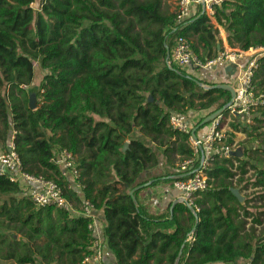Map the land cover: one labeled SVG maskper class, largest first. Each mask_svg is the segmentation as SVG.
<instances>
[{
  "label": "trees",
  "instance_id": "16d2710c",
  "mask_svg": "<svg viewBox=\"0 0 264 264\" xmlns=\"http://www.w3.org/2000/svg\"><path fill=\"white\" fill-rule=\"evenodd\" d=\"M36 1L0 0V149L14 135L25 172L56 181L77 208L88 200L103 210L117 264H264V105L252 123H230L229 143L241 132L253 146L216 157L198 211L177 201L150 213L139 201L156 183L144 174L160 164L158 151L176 171L194 157L189 135L170 126L172 113H228L230 90L207 89L168 62L178 35L202 59L218 53L210 18L197 14L176 28L168 0H39V9ZM215 18L232 47L264 45V0H224ZM254 80L264 93V56ZM62 149L78 164L81 195L55 162ZM244 181L256 197L243 203L230 188ZM24 188L0 174V264H83L90 218L39 206Z\"/></svg>",
  "mask_w": 264,
  "mask_h": 264
},
{
  "label": "built area",
  "instance_id": "2783aa9c",
  "mask_svg": "<svg viewBox=\"0 0 264 264\" xmlns=\"http://www.w3.org/2000/svg\"><path fill=\"white\" fill-rule=\"evenodd\" d=\"M48 0H43L46 2ZM224 0H176L174 11L175 27H182L192 17L206 14L210 20L216 21L215 8ZM34 4V3H33ZM41 4V3H40ZM41 6V5H39ZM217 22V21H216ZM264 56V45L240 49L226 46L212 58L202 59L193 50L190 41L183 35H178L174 48L169 57V64L181 68L191 67L200 70H211L219 63L237 65L238 73L235 78L236 96L227 106L228 113H219L205 130L203 135L193 133V126L184 114L172 113L169 124L173 129L189 135V141L194 151V157L183 161L176 171L173 185L178 193V201L199 210L196 199L209 188L207 169L216 157H230L238 154L234 143H229V125L234 118L244 123H252L257 110L264 105V93H259L254 74L259 66V59ZM203 152V153H202ZM55 162L60 166L62 175L69 181L70 187L81 189L79 183L80 170L74 155L67 149H62ZM0 174L13 182H18L27 188V194L39 206L53 205L72 215L90 218L91 253L85 257L83 264H107L108 246L106 237L97 223L96 208L88 200H84L77 208L64 195L63 188L53 179L29 174L23 170L22 161L15 149L12 135L8 150L0 155Z\"/></svg>",
  "mask_w": 264,
  "mask_h": 264
},
{
  "label": "crops",
  "instance_id": "0c3cea01",
  "mask_svg": "<svg viewBox=\"0 0 264 264\" xmlns=\"http://www.w3.org/2000/svg\"><path fill=\"white\" fill-rule=\"evenodd\" d=\"M175 4H176V1H175ZM172 12H174V10H172ZM197 14H200V12ZM213 23L218 29V39L219 41H222L221 43L217 44L218 52H220L224 50L226 46L229 47L231 45L229 44L228 39H227L226 29L223 28L221 25H219L215 20L213 21ZM205 57L209 58L208 56H205ZM198 72L201 77L195 76L193 74L192 75L200 79L202 81L200 85H203V87L205 88H207V86L209 87L210 85H214V84L216 85L226 84V85H230L235 88V78H236V74L238 73V67L235 64L228 63V62L219 63L211 70L204 71V70L199 69ZM205 81L208 83H206ZM189 112L191 113V116H194V117L197 114H199L200 117L197 118L198 121L200 118L205 117L206 114L208 113V111H195V110H190ZM186 118L188 122L193 126V130H194L195 127H197L196 124L191 123L188 116H186ZM206 129H208V126L198 128L195 134L203 135ZM154 148L156 147L154 146ZM159 159H160V164L144 174V178L148 177V179L150 180L149 184L153 180L156 181V183H154L153 185L150 184L148 187H146L139 193L140 203L143 206H145L150 213L164 212L166 210V207L169 206L171 202L174 203L175 201L176 202L178 201V193L173 185L174 180L171 179V177L176 175V170H174L173 168H171L164 162L163 154H161L160 152H159ZM157 178H159L160 180H157ZM24 189L25 191L27 190V188H24ZM78 191L81 195L82 194L81 189H78ZM96 217H97V223L99 225V228L101 232H103L104 234V228H105V223H106L104 211L97 209ZM105 258H106L107 264H117L114 254L109 249L107 251ZM215 264H224V263H215ZM238 264H246V263L241 261Z\"/></svg>",
  "mask_w": 264,
  "mask_h": 264
},
{
  "label": "rangeland",
  "instance_id": "374dc122",
  "mask_svg": "<svg viewBox=\"0 0 264 264\" xmlns=\"http://www.w3.org/2000/svg\"><path fill=\"white\" fill-rule=\"evenodd\" d=\"M176 1V0H175ZM175 1L174 0H169V1H167V4H166V6L165 7H167L168 9H169V11L170 12H172V10H174L175 11V8H176V4H175ZM40 5V2H39V0H37L34 4H33V7L34 8H36V9H39V6ZM39 63H37L36 62V68H35V71H36V73H37V83H40V81L42 80V76H43V74H44V70L38 65ZM194 68H191V67H187V68H185V70L187 71V73H189V74H193V75H195V76H198V77H201L200 76V74H199V72H198V70L197 69H195V70H193ZM202 79V78H201ZM203 80V79H202ZM204 81V80H203ZM206 82V81H205ZM206 83H208V82H206ZM185 116H188L189 117V119H190V121H191V123H194V124H196L197 123V121H198V119L197 118H199L200 116H199V114H197L195 117L194 116H191V113L190 112H188L187 114H184ZM244 125V124H243ZM228 129H231V130H233L234 128H233V126L231 127V125H229V128ZM138 134V133H137ZM142 138H143V140L146 142V143H152V142H150V139L149 138H147V137H144V136H142ZM233 140H235V142H234V148L236 149V150H238V154H239V156H243V153H244V149L247 147V148H250V147H252L253 145H252V143H245V145L244 144H242V142L243 141H245L246 140V135L245 134H243V133H236V136H234L233 137ZM4 151H2L1 149H0V155L3 153ZM158 152H160V151H158ZM161 153V152H160ZM172 170V169H171ZM167 171V170H166ZM168 172V171H167ZM252 171H251V173L249 174V175H247L246 177H248V178H252ZM237 178L238 177H236L234 180H237ZM245 182V183H244ZM244 182H241L239 185H237L236 184V182H235V187L236 188H238L239 189V191H240V194H241V199H240V201L241 202H245V200H247L248 198H250V199H255V194H253L254 193V191H255V189L254 188H252V185L251 184H249V183H246V181H244ZM245 187H248V188H245ZM249 199V200H250ZM256 205V204H259V202L257 201V200H252L251 202H250V205ZM252 211L253 212H256L257 211V209H252ZM249 221H251V218H249ZM250 224H248V226H249ZM3 264H13V263H8V262H6V263H3Z\"/></svg>",
  "mask_w": 264,
  "mask_h": 264
},
{
  "label": "water",
  "instance_id": "95a60500",
  "mask_svg": "<svg viewBox=\"0 0 264 264\" xmlns=\"http://www.w3.org/2000/svg\"><path fill=\"white\" fill-rule=\"evenodd\" d=\"M220 46V45H219ZM170 51L168 50V57H170ZM33 85H35V83H33ZM37 87V86H36ZM213 86H207V89L208 88H212ZM214 87H221V88H225V89H228V90H230V92H231V94H232V99H231V102L234 100V98H235V96H236V91H235V88L234 87H232V86H230V85H226V84H218V85H215ZM151 100H152V97L150 98ZM29 106L32 108V109H36V107H37V105H36V103H37V93L35 92V91H31L30 92V98H29ZM230 102V103H231ZM221 112H223V110L222 109H219V110H217V111H215V112H213L212 114H210V115H208V116H206L204 119H203V121L197 126V127H195V129L193 130V133H195L196 132V130L198 129V128H200L201 126H203V125H205V124H208V123H210L213 119H215V117L219 114V113H221ZM128 146H129V143L128 142H126L125 143V145H124V150L125 149H127L128 148ZM203 153V152H202ZM230 190L232 191V193L240 200L241 199V194H240V191H239V189L238 188H236V187H234V188H230ZM131 195H133V193H134V190H132L131 192ZM135 199V198H134ZM174 203H176V201L174 202ZM192 211H194V209L191 207V206H188ZM11 236L13 237V238H17V235L15 234V233H11ZM180 257H181V253H180ZM179 257V258H180Z\"/></svg>",
  "mask_w": 264,
  "mask_h": 264
}]
</instances>
